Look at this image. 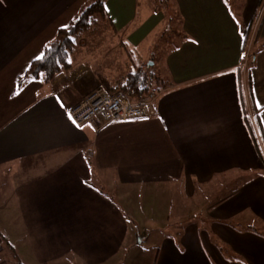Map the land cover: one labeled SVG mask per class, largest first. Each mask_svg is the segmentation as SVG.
Here are the masks:
<instances>
[{
    "label": "crops",
    "instance_id": "0c3cea01",
    "mask_svg": "<svg viewBox=\"0 0 264 264\" xmlns=\"http://www.w3.org/2000/svg\"><path fill=\"white\" fill-rule=\"evenodd\" d=\"M87 1L0 0V181L20 237L83 264H145L147 252L153 264H264V48L243 62L264 39V0H169L189 40L167 58L174 85L157 93L153 116L77 128L71 109L102 84L114 91L124 73L72 62L51 82L24 74ZM111 1L106 13L124 22L119 47L138 54L167 9ZM132 56L127 75L140 67ZM235 169L245 175L192 210L196 222L125 217L138 188L182 182L193 198Z\"/></svg>",
    "mask_w": 264,
    "mask_h": 264
},
{
    "label": "rangeland",
    "instance_id": "374dc122",
    "mask_svg": "<svg viewBox=\"0 0 264 264\" xmlns=\"http://www.w3.org/2000/svg\"><path fill=\"white\" fill-rule=\"evenodd\" d=\"M96 1H102L104 13L95 15L91 19L89 27L84 32L73 36L75 45L73 52H71L69 56V62L71 64L72 62L73 64L84 63L92 68L94 67V70L101 73L102 76L107 69L113 71L115 74L124 73L123 76L125 78L127 76L126 73L129 71V67H127V64L123 65V63L127 60L126 55L127 57L133 55L131 58L136 59V64L145 69L147 74L150 75L149 77H151L152 80V90L156 92L155 94H163L168 91L174 84L170 69L167 66V58L173 51L179 49L183 43L189 40V38L185 36V31L183 30L181 16L174 12V10L177 9V4H175V2L172 3L169 0L140 1L138 6L139 9L145 8L147 11L156 13V4V6L159 5L158 7H160V5L163 8L165 7L168 13L165 11L163 21H161L159 27L147 37L146 41L138 49V54H129L127 50L119 47L120 41L123 39L124 29L122 26L124 22L122 20H113L111 19V16L106 13L107 2L111 0H89L84 3L83 8L80 12H77L76 16L93 5ZM169 10L171 13H169ZM262 13L263 8L259 11V14ZM139 23H141V20L136 16L135 20L127 29H133ZM250 46L251 47L248 48V50H250H246L244 53V68L249 67L250 57L254 54L253 50L264 48V39L255 37ZM96 65L98 67L100 65V67L97 69ZM70 69L71 67L61 72ZM61 72H59L51 81H53ZM24 75L26 76V73ZM124 78L119 79L120 81L117 83V87H113L114 90L118 88L120 82L124 80ZM112 86V84L105 83L94 88L74 107L79 105L88 95L98 89L121 95L120 92L116 90L112 91ZM227 174L228 175H226L224 180L220 182L213 181L207 192L196 188L193 198L187 199L184 196L182 182L166 185L165 187L167 188H164V186L157 187L154 183L149 184L146 187L138 188L135 193L130 196L133 200L130 206L132 211L126 213L125 217L128 216V219L131 222L142 220L143 223L157 222L158 220L162 222L167 220H170L171 222H196L192 221V210H194V212H199L203 209L206 201L212 203L221 197L219 196L220 193L223 194L224 192L228 194L232 188V179L237 178L239 175H245L243 172L236 169L227 172ZM218 183H220L221 186H225L223 191H217V186H215V188L213 187ZM115 192L114 196L116 197ZM170 195L171 197L169 199ZM141 200H143V202H141ZM118 203L120 204V202ZM1 205H3L1 207L2 211L0 212V239L2 240V245H0L1 261L5 258L6 260H15L18 264H52L53 262L54 264H83L79 260H75L72 255H67L62 260L59 259L61 254L58 256L59 252H57V250H52L50 244L40 243L39 241L30 243L26 236L20 237L21 234H23V230L20 227L17 213H10V207L15 205V202L10 196L7 183L4 181H0V206ZM5 237L7 239L6 241ZM147 245L148 244H145L146 247ZM4 248L8 249V254L6 255L3 253ZM132 263L136 264L137 261ZM145 264H153L151 254H148V252Z\"/></svg>",
    "mask_w": 264,
    "mask_h": 264
},
{
    "label": "trees",
    "instance_id": "16d2710c",
    "mask_svg": "<svg viewBox=\"0 0 264 264\" xmlns=\"http://www.w3.org/2000/svg\"><path fill=\"white\" fill-rule=\"evenodd\" d=\"M103 13L102 1H96L70 20L67 26L58 29L54 39L44 49L42 56L31 62L26 71V76L31 78L41 76L46 81H51L59 72L69 69V56L75 45L73 36L84 32L89 27L91 19L95 15ZM149 76L145 69L135 68L120 82L115 90L129 101L140 100L151 92L156 93L152 90V80ZM262 165L264 168V162H262ZM0 262L4 264L1 260Z\"/></svg>",
    "mask_w": 264,
    "mask_h": 264
},
{
    "label": "built area",
    "instance_id": "2783aa9c",
    "mask_svg": "<svg viewBox=\"0 0 264 264\" xmlns=\"http://www.w3.org/2000/svg\"><path fill=\"white\" fill-rule=\"evenodd\" d=\"M156 99L157 94L149 93L131 102L119 94L98 89L72 108L69 117L77 128L91 124L96 119L102 120L104 124L143 120L153 116Z\"/></svg>",
    "mask_w": 264,
    "mask_h": 264
},
{
    "label": "snow or ice",
    "instance_id": "6c2138e0",
    "mask_svg": "<svg viewBox=\"0 0 264 264\" xmlns=\"http://www.w3.org/2000/svg\"><path fill=\"white\" fill-rule=\"evenodd\" d=\"M71 119V117H69ZM74 122V121H73Z\"/></svg>",
    "mask_w": 264,
    "mask_h": 264
}]
</instances>
